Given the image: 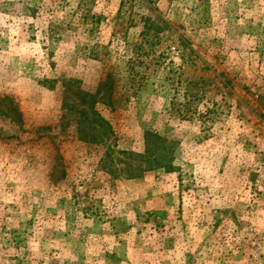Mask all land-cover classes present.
Wrapping results in <instances>:
<instances>
[{
  "label": "rangeland",
  "instance_id": "rangeland-1",
  "mask_svg": "<svg viewBox=\"0 0 264 264\" xmlns=\"http://www.w3.org/2000/svg\"><path fill=\"white\" fill-rule=\"evenodd\" d=\"M0 264H264V0H0Z\"/></svg>",
  "mask_w": 264,
  "mask_h": 264
}]
</instances>
